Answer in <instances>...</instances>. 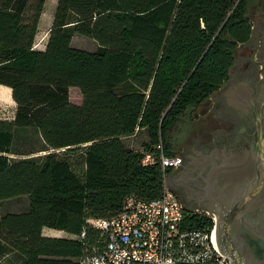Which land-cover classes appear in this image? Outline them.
Instances as JSON below:
<instances>
[{"label": "trees", "instance_id": "1", "mask_svg": "<svg viewBox=\"0 0 264 264\" xmlns=\"http://www.w3.org/2000/svg\"><path fill=\"white\" fill-rule=\"evenodd\" d=\"M258 1L58 0L42 51L34 46L47 0H0V87L17 105L14 120H0V204L30 198L28 211L0 214V264L10 252L22 264H80L106 244L89 219L116 216L132 195L161 197L170 172L161 156H178L201 108L229 81ZM75 35L98 48L73 47ZM30 129L46 154L13 158L16 131ZM140 130L142 151L127 147L123 138ZM82 147L79 175L59 151ZM146 153L152 165H143ZM185 223L211 226L199 214ZM46 228L73 238L44 236Z\"/></svg>", "mask_w": 264, "mask_h": 264}, {"label": "water", "instance_id": "2", "mask_svg": "<svg viewBox=\"0 0 264 264\" xmlns=\"http://www.w3.org/2000/svg\"><path fill=\"white\" fill-rule=\"evenodd\" d=\"M250 16L252 38L214 97V121L168 179L188 211L217 218V245L231 264H264V8Z\"/></svg>", "mask_w": 264, "mask_h": 264}, {"label": "built area", "instance_id": "3", "mask_svg": "<svg viewBox=\"0 0 264 264\" xmlns=\"http://www.w3.org/2000/svg\"><path fill=\"white\" fill-rule=\"evenodd\" d=\"M156 161L152 153L143 156V165ZM164 170L177 169L180 156H161ZM164 182L160 198L144 201L129 196L124 208L112 218L89 219L87 224L105 238L102 249H94L80 264H231L217 245V220L207 212L188 211L182 200ZM199 214L211 226L192 229L185 215Z\"/></svg>", "mask_w": 264, "mask_h": 264}, {"label": "rangeland", "instance_id": "4", "mask_svg": "<svg viewBox=\"0 0 264 264\" xmlns=\"http://www.w3.org/2000/svg\"><path fill=\"white\" fill-rule=\"evenodd\" d=\"M58 0H47L45 8H44V17L39 25L38 31V39L37 46L42 47L44 42L47 40L48 30L51 28L53 24L54 14L57 8ZM257 7L264 8V1L259 0L255 5ZM252 6L249 12V17L251 10L255 7ZM252 20V19H251ZM254 29H255V21H253ZM72 46L78 49H83L87 51H95L98 48V43L90 38L75 35L73 38ZM238 56V52H237ZM73 88L70 93L71 101L74 104L82 103V95L78 89ZM210 102L207 103V107L210 106ZM17 105L14 103L10 88H2L0 92V120L12 121L14 120L16 114ZM202 123L195 122L193 126L190 128L187 134L188 141L185 140V144L192 145L195 140L198 139V132L201 131ZM124 143L127 147L131 149H135L137 151H142L145 147V144L148 142L147 135L144 131L140 130L135 135L123 138ZM44 148V142L41 136L35 130H17L15 133V143L14 149L17 150L21 155L13 156L15 159H24V158H32L43 156L45 152H38V150ZM75 150V151H59L61 158L67 160L73 170L81 175L84 171V153L85 149ZM37 152V153H36ZM183 153L182 148H179L177 153L178 156L181 157ZM30 207V198L28 196L17 197L9 200L2 201L0 204V214L5 215L7 213H22L29 210ZM48 234V233H47ZM62 235V234H61ZM69 236V235H68ZM73 238V236H70ZM68 238V237H66ZM17 258L13 257L12 260H5L7 264H13V262H17ZM17 264V263H14Z\"/></svg>", "mask_w": 264, "mask_h": 264}, {"label": "flooded vegetation", "instance_id": "5", "mask_svg": "<svg viewBox=\"0 0 264 264\" xmlns=\"http://www.w3.org/2000/svg\"><path fill=\"white\" fill-rule=\"evenodd\" d=\"M249 43V42H248ZM248 43H246V44H244L243 46H241L240 48H239V50H238V55H239V52H240V50L245 46V45H247ZM237 59H238V56H237ZM237 59H236V62H235V64H234V66L232 67V69H231V71H230V79H229V81L216 93V94H218L219 92H221L224 88H226L228 85H229V83L231 82V80H232V77H233V74H234V72H235V69H236V66H237ZM216 94L212 97V98H210L209 100H208V102H210L209 104H210V106L209 107H207V103L201 108V110L199 111V115H198V117H197V119L194 121V122H192V124H191V127L193 126V124H195V122H198V123H202V127H201V131L200 132H198V134H197V136H198V139L197 140H195L194 142H193V144L192 145H190V144H185V140H187L188 141V138H187V134H188V132L186 133V135L184 136V138H183V140L181 141V148H182V150H183V153H182V155H181V158H182V162H181V166H179L177 169H170L169 171V175H168V177H167V183H168V179L171 177V176H173L178 170H180L182 167H185V164L183 163V158H185V157H187L188 155H190L191 153H192V151H193V148L200 142V140H201V138L205 135V133H206V130H207V128L209 127V125L214 121V118H215V109H216V105H215V101H214V97L216 96ZM190 127V128H191ZM190 130V129H189ZM188 130V131H189ZM168 186H169V184H168ZM170 188V187H169ZM171 189V188H170ZM173 192H175L176 193V195L181 199V197H180V194L178 193V192H176V191H174L173 189H171ZM182 200V199H181ZM196 210H198V211H201V212H207V213H210V212H208L207 210H201V209H196ZM211 214V213H210ZM216 220H217V218H216ZM218 221V220H217Z\"/></svg>", "mask_w": 264, "mask_h": 264}, {"label": "crops", "instance_id": "6", "mask_svg": "<svg viewBox=\"0 0 264 264\" xmlns=\"http://www.w3.org/2000/svg\"><path fill=\"white\" fill-rule=\"evenodd\" d=\"M43 17H44V12H43V15H42V17H41V20H40V23H41V21H42V19H43ZM40 25V24H39ZM52 27V26H51ZM51 29V28H50ZM50 29L48 30V31H50ZM38 37V34H37V36H36V41H35V46H34V49H36V50H45V48H46V45H47V41H48V37H49V32H48V36H47V40L44 42V45L42 46V47H38L37 46V38ZM5 86H1L0 88H4ZM8 88V87H7ZM48 233V234H47ZM62 234V235H61ZM43 235L44 236H47V237H56V238H66V237H68V238H71L70 237V235L68 236V234H66L65 232H61V231H56V230H51V229H44L43 230ZM17 258V262H13V264L14 263H17V264H22V260H21V258L20 257H18V256H16V254L15 253H13V252H10L9 254H6V255H4V256H2L1 257V261H5V260H7L8 261V259L9 260H12V258ZM3 261V262H4Z\"/></svg>", "mask_w": 264, "mask_h": 264}]
</instances>
